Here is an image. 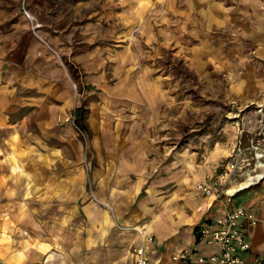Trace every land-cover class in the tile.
<instances>
[{
    "label": "rangeland",
    "instance_id": "rangeland-1",
    "mask_svg": "<svg viewBox=\"0 0 264 264\" xmlns=\"http://www.w3.org/2000/svg\"><path fill=\"white\" fill-rule=\"evenodd\" d=\"M133 1L99 6L94 0H0L10 14L0 20V48L1 38L17 22L27 21L28 33L65 70L56 81L70 94L60 99L73 101L58 118L64 135L50 137L57 162L53 171L69 180L72 216L95 199L112 217L105 245L94 247L103 251L104 262L86 264H133L139 243L134 227L151 224L160 214L171 223L183 220L184 235L174 238L188 245L190 231L198 236L211 215L199 209L204 197L197 184L218 174L237 154L242 152L251 166L237 173L229 188L246 181L247 173L264 174L255 166L256 146L264 152V0ZM218 5L223 12L218 13ZM27 11L41 24L37 30ZM36 94L29 89L13 97L33 103L18 116L37 110ZM139 141L160 159L159 168L178 161L181 179L191 184L179 189L158 169L138 197L127 189L117 198L121 218L114 203L96 195V172L107 160L109 145ZM156 180L161 182L153 188ZM258 196H264V177L229 204L248 207ZM14 200L20 203L24 197ZM77 219L71 222L73 239L81 227ZM158 237L157 252L164 253L167 247Z\"/></svg>",
    "mask_w": 264,
    "mask_h": 264
},
{
    "label": "crops",
    "instance_id": "crops-1",
    "mask_svg": "<svg viewBox=\"0 0 264 264\" xmlns=\"http://www.w3.org/2000/svg\"><path fill=\"white\" fill-rule=\"evenodd\" d=\"M94 1L99 6L104 4L117 6L124 0ZM218 7V13L223 12L221 11L223 8L220 9L219 5ZM8 9L0 2V20L6 21L9 17ZM28 31L27 21L25 23L20 21L14 25L11 32L1 38L0 264H86L85 260L104 262L103 251L99 252L98 249L94 251V247L103 248L105 245L108 225H111L112 221L109 211L94 199L82 210H76V214L72 216L68 196L69 180L63 177L60 171L59 173L53 171L56 169L53 165L57 162L56 156L52 157L50 137L56 135L55 139L64 135L58 127V118L63 115L64 106H69L68 104L73 101L70 97L65 101L60 99L61 96L70 94L68 86L56 81L65 77V70ZM29 89H34L37 93V97L34 98L38 103L37 110L34 112L25 110V115L18 116L17 112L28 109L27 106L33 103L25 100L22 102L13 97ZM48 96L50 97L47 100ZM109 146L107 160L99 163L96 172V195L103 201L118 203L116 200L119 196L121 199L124 193H129L127 189L132 196L138 197L137 194L147 183L148 177H156L158 169L162 173L165 171L168 173L167 177L162 178L167 179L166 182L170 181L179 189L181 187L189 189L191 183H187V178L180 177L179 162L177 161V164L172 162L169 167L159 168L160 159L151 157L149 148L143 142L122 144L121 147L114 144ZM204 180L210 181L208 177ZM159 182L161 181L156 180L153 188H156ZM124 183H130L131 186L123 188L121 184ZM20 195L24 197V201L20 202L21 207L15 208L20 203H16L14 199ZM203 197L199 209L205 210L204 214L211 213L206 220L221 215L227 208H233L229 204L233 199L228 196L221 200H213L204 195ZM249 201L251 203L248 208L261 219L249 230L248 238L252 247L244 254L246 264H255L258 258H264V196ZM193 204L199 206L195 200ZM115 205L120 213L119 217H124L120 206ZM12 206L15 209L13 211ZM77 217L81 227L78 237L73 239L71 234L76 233L72 230L71 222ZM151 223L157 227V231L153 232L156 241L160 239L158 235L161 236L160 241L167 247L164 253L162 250L157 252L155 241L154 253H150L151 264H168L172 255L184 248L196 249L205 255L215 250L200 243L197 234L192 231H190L193 236L192 242L188 245L174 238L184 235L182 219L174 218L171 223L160 214L153 218ZM166 230L169 232L165 233ZM170 235L174 239H169ZM93 236L96 238L89 239ZM72 239L75 242H72ZM138 242L136 247L140 245L139 236ZM158 247L163 248V245ZM131 257L135 264V254L133 253Z\"/></svg>",
    "mask_w": 264,
    "mask_h": 264
},
{
    "label": "built area",
    "instance_id": "built-area-1",
    "mask_svg": "<svg viewBox=\"0 0 264 264\" xmlns=\"http://www.w3.org/2000/svg\"><path fill=\"white\" fill-rule=\"evenodd\" d=\"M26 13L37 30L41 24H36L37 19L28 11ZM72 118L76 119V115L73 114ZM256 149L255 156L259 162L255 166L264 168V152L258 146ZM247 161L249 159L242 156V152L237 154L217 175L208 178L210 181L198 183L197 191L213 200H221L224 196L232 199L240 189L232 193L228 185L236 182L237 173H242L247 166H251V162L247 164ZM247 175V179L254 177L253 183H258L264 177L262 173ZM260 220L248 207L227 208L221 215L206 220L198 230V241L215 248L213 252L205 255L196 249L184 248L175 252L168 264H246L244 254L252 247L248 233ZM146 225H141L144 228L140 226L137 230L140 245L134 250L135 264H151L150 253L154 249L156 237ZM255 264H264V258H258Z\"/></svg>",
    "mask_w": 264,
    "mask_h": 264
},
{
    "label": "bare ground",
    "instance_id": "bare-ground-1",
    "mask_svg": "<svg viewBox=\"0 0 264 264\" xmlns=\"http://www.w3.org/2000/svg\"><path fill=\"white\" fill-rule=\"evenodd\" d=\"M190 10V9H189ZM193 12V11H192ZM191 21H192V19H191ZM253 179H254V177L252 176V177H249L246 181H244V182H239V183H237V185L236 186H234V188L233 189H230V191L232 192V193H235V192H237V190H241V189H243V188H248V187H250V186H252L253 185ZM108 205V204H107ZM109 208L111 209V206L109 205ZM114 209V208H113ZM146 226H148V228H149V230H151L152 232H156L157 231V227L153 224V223H151V224H147ZM142 228H144L143 226H141ZM138 228H140V226H136V227H134V229L135 230H138ZM132 230V229H131ZM133 253V252H132Z\"/></svg>",
    "mask_w": 264,
    "mask_h": 264
}]
</instances>
